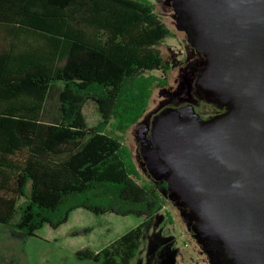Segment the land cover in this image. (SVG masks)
Returning a JSON list of instances; mask_svg holds the SVG:
<instances>
[{
    "label": "trees",
    "instance_id": "trees-1",
    "mask_svg": "<svg viewBox=\"0 0 264 264\" xmlns=\"http://www.w3.org/2000/svg\"><path fill=\"white\" fill-rule=\"evenodd\" d=\"M168 35L151 0H0V223L33 235L77 208L144 216L81 252L131 263L163 199L137 181L123 134L166 82L145 71L163 65L157 45ZM89 100L99 114L92 126Z\"/></svg>",
    "mask_w": 264,
    "mask_h": 264
},
{
    "label": "water",
    "instance_id": "water-1",
    "mask_svg": "<svg viewBox=\"0 0 264 264\" xmlns=\"http://www.w3.org/2000/svg\"><path fill=\"white\" fill-rule=\"evenodd\" d=\"M175 6L179 27L205 57L200 99L225 110L207 120L160 111L149 159L222 263L264 264V0Z\"/></svg>",
    "mask_w": 264,
    "mask_h": 264
},
{
    "label": "rangeland",
    "instance_id": "rangeland-1",
    "mask_svg": "<svg viewBox=\"0 0 264 264\" xmlns=\"http://www.w3.org/2000/svg\"><path fill=\"white\" fill-rule=\"evenodd\" d=\"M151 2L170 35L157 45L163 65L145 72L164 78L166 82L164 86L153 88L145 111L127 128L123 142L130 149L140 173L137 181L155 185L163 206L156 211L154 224L146 229L130 264H224L200 238L193 217L186 218L190 208L171 197L165 174H160L159 166L149 159L150 148L154 146L152 121L157 113L169 106L187 113L195 109V105L204 116L217 111L215 103L199 98L195 81L204 67V57L179 27L175 0ZM83 113L88 126L99 120L93 100L84 104ZM18 217L19 211L14 214L13 221ZM143 220L144 216L96 215L77 208L57 228L44 224L33 235L0 223V264H101L84 257L81 252H97Z\"/></svg>",
    "mask_w": 264,
    "mask_h": 264
},
{
    "label": "flooded vegetation",
    "instance_id": "flooded-vegetation-1",
    "mask_svg": "<svg viewBox=\"0 0 264 264\" xmlns=\"http://www.w3.org/2000/svg\"><path fill=\"white\" fill-rule=\"evenodd\" d=\"M205 58V57H204ZM204 61V60H203ZM197 93H198V91H197ZM198 95H199V98L202 96V94L200 95V93H198ZM170 102H174L173 100H170ZM176 103H179V102H177V100L175 101ZM182 102H185V103H187L186 101H181L180 103H182ZM167 108H172L171 106H169V107H167ZM166 108V109H167ZM173 108H175V107H173ZM165 110V109H164ZM190 110V109H189ZM224 110H225V106H217V111L215 112V113H211V114H209V115H203V114H201L200 112H198V110H197V107H196V105H195V109H191L189 112H187V113H193V114H197V115H199L200 116V119L201 120H207V119H210V118H213V117H215V116H217L218 114H220V113H222V112H224Z\"/></svg>",
    "mask_w": 264,
    "mask_h": 264
}]
</instances>
